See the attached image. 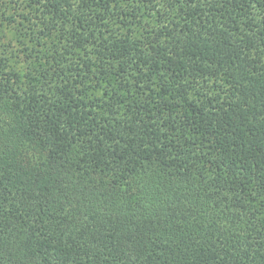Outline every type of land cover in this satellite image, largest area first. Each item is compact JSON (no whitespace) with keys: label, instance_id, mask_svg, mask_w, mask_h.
<instances>
[{"label":"trees","instance_id":"16d2710c","mask_svg":"<svg viewBox=\"0 0 264 264\" xmlns=\"http://www.w3.org/2000/svg\"><path fill=\"white\" fill-rule=\"evenodd\" d=\"M0 264H264V0H0Z\"/></svg>","mask_w":264,"mask_h":264}]
</instances>
